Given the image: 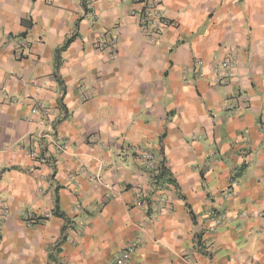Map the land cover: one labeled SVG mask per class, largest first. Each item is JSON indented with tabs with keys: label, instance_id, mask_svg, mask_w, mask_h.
Here are the masks:
<instances>
[{
	"label": "crops",
	"instance_id": "1",
	"mask_svg": "<svg viewBox=\"0 0 264 264\" xmlns=\"http://www.w3.org/2000/svg\"><path fill=\"white\" fill-rule=\"evenodd\" d=\"M140 8L0 0V264H110L135 240L131 264H264V0H161L156 42ZM34 99L65 152L37 142Z\"/></svg>",
	"mask_w": 264,
	"mask_h": 264
},
{
	"label": "built area",
	"instance_id": "2",
	"mask_svg": "<svg viewBox=\"0 0 264 264\" xmlns=\"http://www.w3.org/2000/svg\"><path fill=\"white\" fill-rule=\"evenodd\" d=\"M137 4L141 5V8L137 10L139 14V27L148 36L150 41L156 42L160 36L162 35L164 29L170 25V20L162 14L161 9V0H136ZM19 44L22 46L26 45V42L21 39L19 40ZM115 37L111 39H107L106 37L100 42L99 47L106 49L110 52L112 57L116 56L115 53ZM235 62L234 54H231L228 58L223 60L216 68L217 72V80L219 82L224 83L226 86H230L232 80L234 78V74L232 73V68ZM238 97L242 98L241 93H238ZM242 105H248V99L244 98L242 100ZM240 105L238 104L236 108H239ZM31 113L34 116L38 117V125L41 127L40 131L37 134V142H48L57 153L65 152L67 148V143L58 138L55 135V130L53 127V120H52V110L48 107L44 102L34 99V105L31 109ZM33 120V119H32ZM137 150V157L140 164L147 169H157L158 167V157L156 156L155 152L152 149L145 148L142 146H138ZM27 152L32 156H37V144L31 146L27 149ZM147 200V196H142L140 199L137 200L136 204L138 206H145ZM167 198L162 196L159 199V209L163 210V208L167 205ZM1 206L4 208L3 220L6 219L8 216V210L6 204L4 202L0 203ZM216 219L218 223H223L225 218L222 214H216ZM2 220V221H3ZM35 218H29L28 223L32 224ZM2 221L0 222V228L2 227ZM140 241L135 240L129 242L124 246L115 257L112 259L110 264H131L132 258L136 253L139 247ZM179 264H201L195 257L193 252H187L180 255Z\"/></svg>",
	"mask_w": 264,
	"mask_h": 264
},
{
	"label": "trees",
	"instance_id": "3",
	"mask_svg": "<svg viewBox=\"0 0 264 264\" xmlns=\"http://www.w3.org/2000/svg\"><path fill=\"white\" fill-rule=\"evenodd\" d=\"M72 39H73V37H71V38H69L68 40H67V42H66V44L64 45V48L72 41ZM161 171L159 172V174H161V173H166L167 171H166V168L164 167V166H162L161 168ZM57 213H59V214H61V215H63V216H65L63 213H60V212H58L57 211ZM64 231H65V228H64ZM54 257V256H53ZM54 260H55V258H54Z\"/></svg>",
	"mask_w": 264,
	"mask_h": 264
}]
</instances>
